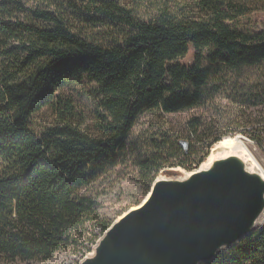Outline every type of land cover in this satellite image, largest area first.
<instances>
[{"label": "trees", "instance_id": "obj_1", "mask_svg": "<svg viewBox=\"0 0 264 264\" xmlns=\"http://www.w3.org/2000/svg\"><path fill=\"white\" fill-rule=\"evenodd\" d=\"M181 3L189 5L0 0V262L49 261L93 242L97 203L82 192L119 166L143 114L197 108L213 84L221 90L222 72L264 74V30L234 26L264 6L194 0L195 10L185 12ZM72 83L90 86L99 111L94 133L82 127L75 103L57 94ZM253 100L264 104V93ZM47 107L57 123L36 134L34 117ZM197 129L187 126L183 140L161 130L146 137L144 182L167 166L200 167L221 139ZM250 134L264 148V128ZM195 143H205L200 155ZM111 225L98 227L105 233ZM211 264H264V226Z\"/></svg>", "mask_w": 264, "mask_h": 264}, {"label": "water", "instance_id": "obj_2", "mask_svg": "<svg viewBox=\"0 0 264 264\" xmlns=\"http://www.w3.org/2000/svg\"><path fill=\"white\" fill-rule=\"evenodd\" d=\"M253 165L247 162L248 168ZM163 173L172 177L177 170ZM262 216L263 178L228 157L184 180H157L148 197L116 220L81 264H211L261 229Z\"/></svg>", "mask_w": 264, "mask_h": 264}, {"label": "rangeland", "instance_id": "obj_3", "mask_svg": "<svg viewBox=\"0 0 264 264\" xmlns=\"http://www.w3.org/2000/svg\"><path fill=\"white\" fill-rule=\"evenodd\" d=\"M176 1L177 3L188 1L189 5L181 3L185 12L195 10L194 0ZM249 3L257 9L264 6V0H249ZM234 26L237 30L248 34L263 31L264 11L249 13L238 19ZM186 61L191 63V56ZM220 77L221 90L215 92L214 88L217 85L213 84L210 91L206 92L203 104L195 109L161 117L149 112L143 114L127 138L126 150L121 154L119 166L108 171L93 187L82 192L97 203L98 219L92 225L95 237L91 234L93 242L81 241L84 242V246L79 245L76 248L59 251L49 261H16L10 264H81L88 254H92L94 246L104 235V230L98 225L104 223L111 225L130 209L140 205L148 197L157 180L173 178L184 180L189 174L198 171L203 164L193 171H187L178 166L173 167L177 173L172 177H169L168 173H163L165 169H162L156 178L153 177L150 181L144 182L139 164L145 157V138L160 133V130L171 133L174 141L183 140L188 138L187 126L195 124L198 127V134L205 136L206 133H211L215 139L219 138L221 141L227 138L240 139L242 153L251 159L249 164L257 165L260 171L264 172V148H261L250 134L251 131L264 128V104L256 106L255 100L249 103V95L264 93V74L260 71L249 73V70H245L242 74H232L228 71V73L222 72ZM89 90L90 86H86L85 83L81 85L72 83L58 90L57 94L75 103V111L79 115L80 123H83L82 127L94 133L95 118L99 111L96 102L88 93ZM55 113L56 111L49 107L42 109L34 117V132L40 134L46 128L56 125ZM132 141L134 144L131 143ZM195 145L199 148L197 154L200 155L205 143L203 145L195 143ZM210 154L208 151L205 155L208 158ZM263 225L264 220L259 226ZM0 264L5 263L0 262Z\"/></svg>", "mask_w": 264, "mask_h": 264}, {"label": "bare ground", "instance_id": "obj_4", "mask_svg": "<svg viewBox=\"0 0 264 264\" xmlns=\"http://www.w3.org/2000/svg\"><path fill=\"white\" fill-rule=\"evenodd\" d=\"M239 140L240 139L227 138V139L217 143L214 146V148L212 149L211 154L209 155V157L206 159V161L201 166L200 171L208 170L209 168H211L213 163L218 161V160H222V159H225V158H228V157H235V158H238L239 160H241L243 162V164L247 168V171H249L250 173L259 174V176H261L263 178V180H264V172L263 171H260L259 173L256 172L257 170L255 169V167H258L257 165L254 164L250 168L247 167V162H251V160H249V157H247L246 154L242 153L243 152L242 151L243 150L242 149V144L240 143ZM243 157L246 159L247 162L244 160ZM259 170H261V169L259 168ZM263 218H264V216H262L260 218V220L261 221L264 220Z\"/></svg>", "mask_w": 264, "mask_h": 264}, {"label": "built area", "instance_id": "obj_5", "mask_svg": "<svg viewBox=\"0 0 264 264\" xmlns=\"http://www.w3.org/2000/svg\"><path fill=\"white\" fill-rule=\"evenodd\" d=\"M205 158H206V155H205ZM198 168H199V167H194V166H193V170H196V169H198ZM193 170H192V171H193Z\"/></svg>", "mask_w": 264, "mask_h": 264}]
</instances>
